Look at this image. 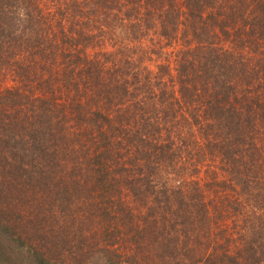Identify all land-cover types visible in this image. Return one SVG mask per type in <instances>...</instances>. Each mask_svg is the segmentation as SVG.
Wrapping results in <instances>:
<instances>
[{"label":"trees","instance_id":"trees-1","mask_svg":"<svg viewBox=\"0 0 264 264\" xmlns=\"http://www.w3.org/2000/svg\"><path fill=\"white\" fill-rule=\"evenodd\" d=\"M0 252L264 264V0H0Z\"/></svg>","mask_w":264,"mask_h":264},{"label":"rangeland","instance_id":"rangeland-1","mask_svg":"<svg viewBox=\"0 0 264 264\" xmlns=\"http://www.w3.org/2000/svg\"><path fill=\"white\" fill-rule=\"evenodd\" d=\"M155 39H156V42H157L158 38L156 36H155ZM150 44H153L154 47H155V50L159 51L158 46L154 42L151 41ZM167 52L169 54L170 51H167ZM167 58H168V61H166ZM152 61L153 62L151 64H154L153 66H154L155 70L157 71V66H159L161 64H168V65H171V67H172L173 64H174V57L170 53L168 56H166L163 59H161V58H157V55L153 54ZM154 68L152 67V69H154ZM0 264H16V263L14 262L12 255H10L9 253L4 255L3 253L0 252Z\"/></svg>","mask_w":264,"mask_h":264}]
</instances>
